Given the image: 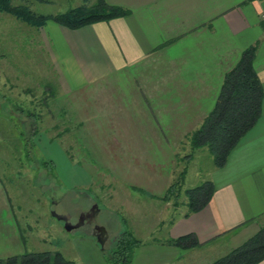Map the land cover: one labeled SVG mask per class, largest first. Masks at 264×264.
Wrapping results in <instances>:
<instances>
[{"label":"crops","instance_id":"1","mask_svg":"<svg viewBox=\"0 0 264 264\" xmlns=\"http://www.w3.org/2000/svg\"><path fill=\"white\" fill-rule=\"evenodd\" d=\"M67 1L64 10L52 14L95 2ZM107 1L130 13L78 29L50 19L37 27L41 41H24L26 48L32 43L47 55L60 93L69 96L72 133L83 127L88 142H141L148 135L164 150L163 143L182 141L214 108L226 73L254 44V67L264 87V0ZM7 43L14 45L0 41ZM0 69L1 109H10L4 102L9 95L42 93V87L16 88L14 65ZM36 99H26L34 112L24 121L38 119L42 125V102ZM211 180L215 191L210 202L188 217L172 218L168 239L141 241L132 264H208L264 225V99L257 123L225 166L213 170ZM16 221L12 200L0 198V258L28 251ZM190 233L199 246L168 243Z\"/></svg>","mask_w":264,"mask_h":264},{"label":"rangeland","instance_id":"2","mask_svg":"<svg viewBox=\"0 0 264 264\" xmlns=\"http://www.w3.org/2000/svg\"><path fill=\"white\" fill-rule=\"evenodd\" d=\"M12 2L29 4L43 14L60 12L63 4H70L67 0ZM37 27L0 11V41L14 43L13 47L0 45V66L8 65L10 70L14 65L16 88L42 87L41 94L17 93L14 99L9 95L4 102L10 109L0 108V198L12 200L28 251H60L75 264H132L114 254L117 238L129 230L144 242L168 239L170 220L188 209L186 189L211 180L214 157L207 146L193 151L189 135L182 141L163 143L162 150L148 135H142L141 142L137 138L125 143L88 142L83 127L72 133L69 96L60 93L47 55L32 43L26 48L24 42L41 41ZM32 97L42 102V125L38 119L24 121L34 112L26 101ZM2 98L5 95L0 92ZM36 122L38 126L33 125ZM179 179L183 180L179 197L168 201L132 186L164 195ZM94 205L99 208L97 224L109 233L104 247L92 224L68 231L65 222L53 214L69 213L76 223Z\"/></svg>","mask_w":264,"mask_h":264},{"label":"trees","instance_id":"3","mask_svg":"<svg viewBox=\"0 0 264 264\" xmlns=\"http://www.w3.org/2000/svg\"><path fill=\"white\" fill-rule=\"evenodd\" d=\"M0 11L10 13L17 19L35 26H42L51 19L71 29L99 21H109L130 13L127 8L112 5L107 0H95L92 4L86 2L57 14L38 13L33 11L29 4L15 5L12 0H0ZM256 52L257 44L242 52L238 62L226 73L214 108L189 135L192 150L207 146L217 168L225 166L231 151L261 116L264 87L254 67ZM184 174L185 171L181 173V179ZM181 179L174 181L164 195H149L165 201L172 197L177 198L183 184ZM133 188L144 191L138 187ZM214 191L215 184L212 180L187 188L188 209L184 216L188 217L203 209L212 199ZM140 243L141 240L126 230L117 238L113 252L122 257L123 262H132L135 248ZM168 243L182 248L200 245L194 233L171 238ZM262 260L264 225L243 244L208 264H258ZM0 264H74V261L67 259L60 251H25L22 254L0 258Z\"/></svg>","mask_w":264,"mask_h":264},{"label":"water","instance_id":"4","mask_svg":"<svg viewBox=\"0 0 264 264\" xmlns=\"http://www.w3.org/2000/svg\"><path fill=\"white\" fill-rule=\"evenodd\" d=\"M99 213V208L98 205H94L91 209V212L89 213H81V216L79 218V221L76 223H73L71 221L72 215L67 213V214H60L57 212H53L54 216H56L58 219L63 220L65 222V228L68 231H71L73 229L79 228L85 224L86 217H88V222L91 223L93 218L95 217L96 214ZM95 232H97V239L99 243L101 244L102 247H104L106 240L108 239L109 233L108 230L105 226L98 225L95 227Z\"/></svg>","mask_w":264,"mask_h":264},{"label":"flooded vegetation","instance_id":"5","mask_svg":"<svg viewBox=\"0 0 264 264\" xmlns=\"http://www.w3.org/2000/svg\"><path fill=\"white\" fill-rule=\"evenodd\" d=\"M91 209H92V207H91L90 209L84 211V213L86 214V213L91 212ZM82 213H83V212H82ZM96 216H97V214L95 215V217L93 218L92 222L90 223V224L93 225L95 235L97 234V232H95V227L98 226V224H97V222H96ZM78 221H79V220H78ZM86 223H89V222H88V217H86L85 224H86ZM96 236H97V235H96Z\"/></svg>","mask_w":264,"mask_h":264}]
</instances>
